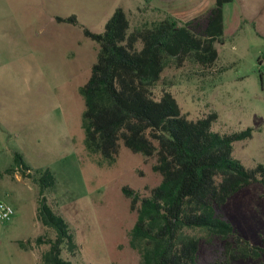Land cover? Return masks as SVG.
I'll list each match as a JSON object with an SVG mask.
<instances>
[{
	"label": "rangeland",
	"instance_id": "obj_1",
	"mask_svg": "<svg viewBox=\"0 0 264 264\" xmlns=\"http://www.w3.org/2000/svg\"><path fill=\"white\" fill-rule=\"evenodd\" d=\"M215 0H0V201L12 207L0 221V264H38L48 246L39 236L54 237L36 218L39 187L29 179L5 173L19 153L34 173L49 169L53 190L47 204L71 230L76 255L62 254L73 264H140L128 245L136 220L122 188L142 198L160 183L154 158L121 146L112 165L98 164L83 144L79 95L90 76L97 45L82 28L102 33L113 12L126 14L130 29L164 19L188 24L202 34ZM224 43L218 58L203 68L190 59L170 64L153 89L176 99L182 114L196 120L218 115L212 130L233 133L252 128L250 139L233 144V157L244 167L264 166V0H232L222 8ZM75 17L77 25L57 23ZM18 174V172H17ZM19 175V174H18ZM251 245L264 238V186L253 183L230 197L217 211ZM201 235V234H199ZM30 242L26 249L21 243ZM223 241L201 236L197 262L223 260ZM236 264H264V257Z\"/></svg>",
	"mask_w": 264,
	"mask_h": 264
},
{
	"label": "trees",
	"instance_id": "obj_2",
	"mask_svg": "<svg viewBox=\"0 0 264 264\" xmlns=\"http://www.w3.org/2000/svg\"><path fill=\"white\" fill-rule=\"evenodd\" d=\"M231 1L215 0L202 34L192 32L188 24L167 19L131 30L120 8L107 20L102 33L82 28L83 35L97 45L90 76L79 88L86 151L99 157V165H112L123 146L133 154L154 158L152 171L161 179L142 198L122 188L130 210L136 213L128 245L139 254L140 264H199L202 235L207 243L213 238L223 241L224 259L212 264L264 257V238L261 245H251L217 214L241 189L253 183L264 186V166L246 168L232 154L233 144L250 139L253 129L215 132V112L190 120L169 91L162 90L159 99L153 94L170 64L180 66L186 59L203 68L214 64L216 45L223 44L225 38L222 8ZM55 21L78 24L75 17H56ZM15 172L38 185L36 218L54 232L53 238L39 236L34 241L36 246H48L38 264H73L62 257L76 255L69 225L45 198L55 186L53 174L49 169L32 173L17 152L13 167L5 171L10 176ZM28 244L21 243V247L26 249Z\"/></svg>",
	"mask_w": 264,
	"mask_h": 264
},
{
	"label": "built area",
	"instance_id": "obj_3",
	"mask_svg": "<svg viewBox=\"0 0 264 264\" xmlns=\"http://www.w3.org/2000/svg\"><path fill=\"white\" fill-rule=\"evenodd\" d=\"M259 65L264 68V58L259 60ZM14 211L11 206L3 201H0V221L8 222L12 219Z\"/></svg>",
	"mask_w": 264,
	"mask_h": 264
},
{
	"label": "crops",
	"instance_id": "obj_4",
	"mask_svg": "<svg viewBox=\"0 0 264 264\" xmlns=\"http://www.w3.org/2000/svg\"><path fill=\"white\" fill-rule=\"evenodd\" d=\"M19 174V173H18ZM17 172L12 176V179L17 178L18 180H22V177L18 175Z\"/></svg>",
	"mask_w": 264,
	"mask_h": 264
}]
</instances>
